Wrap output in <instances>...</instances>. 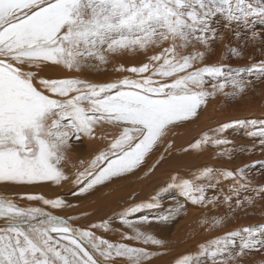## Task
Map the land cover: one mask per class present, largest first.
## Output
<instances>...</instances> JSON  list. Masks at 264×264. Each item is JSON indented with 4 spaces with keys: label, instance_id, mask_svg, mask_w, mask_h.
<instances>
[{
    "label": "snow or ice",
    "instance_id": "snow-or-ice-1",
    "mask_svg": "<svg viewBox=\"0 0 264 264\" xmlns=\"http://www.w3.org/2000/svg\"><path fill=\"white\" fill-rule=\"evenodd\" d=\"M221 15L225 28L237 26L232 29L237 40L264 43V34L252 30L248 37L238 30L241 25L248 29L250 18L264 24V0H0V186L69 181V153L87 138L104 146L89 160L71 163V182L78 189L73 195L83 196L134 174L171 128L198 117L217 95L234 100L253 86L248 77L264 81V59L236 68L206 62L223 39L213 26ZM150 50L153 54L139 66L115 68L131 75L107 83L43 75L50 66L67 73L99 71L116 57ZM242 55L240 45H226L225 58ZM234 123L259 124L247 133L259 144L241 151L264 152V120ZM230 127L221 124L184 150L214 146L223 149L219 157L231 159L235 149L226 147L232 142L223 137ZM171 148L169 142L165 152ZM256 164L264 168V161H255L236 169L205 166L191 178L173 175L167 188L118 213L121 228L128 231L112 228L109 220L75 226L77 217L56 214L74 207L62 197L0 193V264H151L158 252L147 246L159 249L166 242L142 227L174 220L184 207L176 201L166 214H142L160 206L162 193L175 188L194 205H227L225 216L203 221L216 228L230 214L264 199V187H253L249 180ZM222 181H230L228 194L209 197ZM249 190L254 195H242ZM92 229L119 232L120 240ZM253 253H264V223L201 243L174 264H243Z\"/></svg>",
    "mask_w": 264,
    "mask_h": 264
},
{
    "label": "bare ground",
    "instance_id": "bare-ground-1",
    "mask_svg": "<svg viewBox=\"0 0 264 264\" xmlns=\"http://www.w3.org/2000/svg\"><path fill=\"white\" fill-rule=\"evenodd\" d=\"M250 19L251 23L248 29H245L241 25L238 30L242 33L247 31L248 37H250L252 30L264 34V24L259 23L255 18ZM224 23L225 19L222 15L217 16L213 20V26L218 28L219 32L223 35V39L217 40L214 45L213 54L207 57V63L227 64L236 68L246 67L256 63L260 59H264V43H261L259 38L255 41L245 38L237 40L232 33V29L237 26L233 24L225 28L223 26ZM226 45L231 47L240 45L243 52L242 57L228 56L225 58ZM153 51L150 50L147 54L127 53L116 57L109 65L99 71L85 70L78 74L67 73L59 67L50 66L45 69L43 75L53 78L79 75L81 78L93 82L107 83L120 79L123 75H131L116 71L115 68L118 65L123 64L125 67L139 66L141 63L146 62L147 55L153 54ZM248 78L254 81L253 84H256V88L251 87L241 97L234 99L235 101L233 99H226L223 95H217L216 98L211 99L206 107L199 112L198 117L192 118L191 121L185 122L179 127H174L175 129H172V132L164 137L161 146L146 158L145 163L134 174L114 179L106 185L97 186L96 189L83 196L73 195V192L78 191V189L71 182V174L74 171L71 163H77L79 159L89 160L104 146L99 141L85 138L81 143L77 144L74 151L69 153L71 163L66 167V171L70 175L69 181L62 182L61 185L45 183L39 186L16 188H4L0 186V193L8 195L35 193L42 194L46 198L62 197L74 207L62 211L56 210V214L77 217L73 221L75 226L88 227L92 223L109 220L113 227L115 225L116 228H121L118 213L133 203L148 201L153 194L167 188L171 183L170 178L173 175L191 178L193 172L205 166L219 169H236L244 164L264 161V152L259 149L252 153L241 151L242 148L259 144L258 138L252 139L247 135L249 131H255L259 127V124L253 127L251 124L237 125L234 123L237 120H256L258 122L264 120V81H258L255 77ZM245 96L253 99L248 102L251 106L242 99ZM240 98L241 100L238 101ZM224 99L226 103L234 105L230 108L223 107L221 101ZM222 108L225 110L224 115L219 113ZM224 123L232 124V127L223 133V137L232 142L231 145L226 147L235 149L231 159L226 156L219 157L217 154L223 149L214 146H207L202 150H184L204 133L207 132L209 135H212L210 130ZM105 130L114 131L107 128V126H105ZM169 142L172 143V148L165 152V147ZM162 154L164 155V159L160 160L159 158ZM153 165L155 166L153 167ZM249 180L253 187H264V168H261L260 164H256L250 171ZM229 185L230 181H222L218 189L209 190L208 196L213 197L228 194ZM7 190L11 193L7 192ZM162 194L163 199L160 202V206L142 214L150 216L166 214L169 208L175 207L176 201H179L184 207L174 220L168 222L153 220L150 226L146 225L142 227V230L149 231L157 236V238L166 242L165 246L159 249L147 246L150 250L158 252V255L152 259L151 264H174L178 257L188 253H195L201 243H205L212 238L241 226L264 223V199H258L256 205L248 207L246 210H237L235 213L230 214L229 218L220 226L209 228V225L203 223V221H211L213 217L225 216L229 211L227 205L222 202L215 206L194 205L190 201H186L179 194L178 189L175 188H168V191ZM242 195H254V193L249 190L248 193H243ZM21 203L27 204L29 202L21 201ZM92 230L97 235H102L106 239L112 241L120 240L119 232H104L100 229ZM121 230L128 231L123 228ZM125 242L135 244L132 241ZM135 246L143 245L135 244ZM261 260H264V253H253L243 261V264H258Z\"/></svg>",
    "mask_w": 264,
    "mask_h": 264
},
{
    "label": "rangeland",
    "instance_id": "rangeland-1",
    "mask_svg": "<svg viewBox=\"0 0 264 264\" xmlns=\"http://www.w3.org/2000/svg\"><path fill=\"white\" fill-rule=\"evenodd\" d=\"M254 87H255V88L257 87L256 84H253L252 88H254ZM227 90H228V89H227ZM227 90H226V91H227ZM250 91H251V90H250ZM251 92H252V91H251ZM252 93H253V92H252ZM242 99H243L244 101H246L247 103H248L250 100H253V99H251V98H249V97H246V96L243 97ZM245 99H246V100H245ZM240 100H241V98L238 99V101H240ZM234 101H235V100H234ZM234 103H235V102H234ZM221 105H222L223 107L230 108V107H232L234 104H233V105H232V104H228V103H226V100L224 99L223 101H221ZM248 105L251 106V104H249V103H248ZM245 109H248V108H245ZM224 111H225V110L222 108V110L220 109V112H219V113H220L221 115H224ZM237 125H238V124H237ZM172 129H175V128H171V129L169 130V131H170L169 133L172 132ZM0 189H1V188H0ZM7 192L11 193V192L8 191V190H7ZM111 226H112V225H111ZM112 227H113V226H112ZM113 228H116V226L114 225ZM96 234H97V233H96Z\"/></svg>",
    "mask_w": 264,
    "mask_h": 264
}]
</instances>
